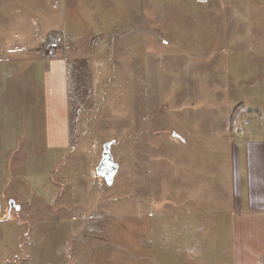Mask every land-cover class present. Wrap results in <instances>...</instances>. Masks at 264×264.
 I'll return each instance as SVG.
<instances>
[{
	"label": "rangeland",
	"instance_id": "obj_1",
	"mask_svg": "<svg viewBox=\"0 0 264 264\" xmlns=\"http://www.w3.org/2000/svg\"><path fill=\"white\" fill-rule=\"evenodd\" d=\"M81 1L0 0V59L20 58L23 51L40 53L45 61L67 59L71 100L68 148L67 126L46 121L50 107L35 117L36 135L46 140L35 143L34 153L35 179L46 174L42 183L18 181L16 172L30 173L31 167L21 162L25 155L12 164L2 146L0 155L8 158L11 172L0 175L3 264H48L53 246L44 244L45 250L35 254L37 225L45 233L52 226L57 232L63 228L80 248L87 245L88 227L105 233L112 214L126 216L147 202L219 211L231 200L230 152L240 140L264 138V63L245 56L254 53V46L229 48L231 62L218 52L224 48L194 47L178 56L174 44L165 47L160 41V36L173 41L165 6L175 0H152L151 10L155 3L164 4L149 14L161 16L166 30L153 32L151 55L133 53L126 16L117 22L94 8L96 0ZM127 5L126 0L123 9ZM257 34L250 33L248 41ZM52 35L65 38L70 50L49 49ZM41 102L42 108L48 106ZM109 140L119 164L111 185L97 174ZM56 145L66 151H54ZM0 170L3 174L5 167ZM33 186L42 194H34ZM35 200L52 211L47 204L31 206ZM46 214L61 218L60 228ZM56 264L66 263L57 258Z\"/></svg>",
	"mask_w": 264,
	"mask_h": 264
},
{
	"label": "crops",
	"instance_id": "obj_2",
	"mask_svg": "<svg viewBox=\"0 0 264 264\" xmlns=\"http://www.w3.org/2000/svg\"><path fill=\"white\" fill-rule=\"evenodd\" d=\"M125 1L96 0L94 8L116 18L117 22L126 16V30L133 36L129 48L133 47V53L139 50L151 55L153 32L166 29L161 16L158 18L157 14L149 13L158 11L164 4L155 3L151 10L148 6L152 7V0H127L128 5L123 9ZM174 2L172 6H165L166 20L174 26L168 29L174 32L170 34L173 41L168 43L162 36L160 41L165 47L174 44L178 56L184 51V54L194 52V47L224 48L218 52L223 53L224 62H231L229 48L254 46V53L247 54L246 51L245 56L249 60L256 57L255 62L264 63V0ZM91 12L85 11L86 14ZM123 23L124 20L120 26ZM107 24H111L110 21ZM256 31L257 38L248 41V35H254ZM22 54L20 58L0 59V151L3 152L2 146L6 145L7 154L4 155L12 160V164L20 155H25L21 162L31 167V171L18 170V181L23 183L26 179L31 183L32 180L39 185L47 178L46 174H38L35 179V143L45 144L46 140L44 135H36L40 129H36L35 117L50 107L46 121L49 118L53 126L63 122L69 141L66 148L71 142L68 132L69 61L54 58L45 61L35 52L23 51ZM43 61L47 65L44 66ZM41 98L48 102L47 107L42 108ZM250 119L252 122V116ZM44 146L45 151L51 150ZM52 148L56 152L66 151V148L59 149V145ZM230 154L231 200L227 207L205 211L188 204L185 210H174L166 206L167 202H147L143 208L138 207L136 212L126 216L112 214L107 231L89 234L87 245L80 248L74 247V239L63 228L57 232L52 226L45 233L42 226L37 225L35 234L39 241L35 239V254L43 252V245L47 244L54 250L48 253L45 260L48 264H56L57 258L66 264H264V138L251 136L240 140ZM4 155H0V166L5 167L3 174L0 170V175L7 176L11 172L10 168L7 170L8 158ZM32 190L36 195L42 194L35 186ZM21 192L20 195L24 194ZM25 197L21 198L25 201ZM35 201L31 206L42 208L47 204L48 211H52L48 203ZM23 204L30 205L31 202ZM46 215L57 219L55 225L60 228L61 218ZM38 216L40 211L36 210L35 218H40ZM3 221L0 219V241L4 240ZM56 238L61 239L57 244ZM5 260L0 255V264Z\"/></svg>",
	"mask_w": 264,
	"mask_h": 264
},
{
	"label": "water",
	"instance_id": "obj_3",
	"mask_svg": "<svg viewBox=\"0 0 264 264\" xmlns=\"http://www.w3.org/2000/svg\"><path fill=\"white\" fill-rule=\"evenodd\" d=\"M113 141L106 142L103 147L102 159L97 167V174L105 180L108 185L113 184L119 170V164L115 162L111 151Z\"/></svg>",
	"mask_w": 264,
	"mask_h": 264
},
{
	"label": "built area",
	"instance_id": "obj_4",
	"mask_svg": "<svg viewBox=\"0 0 264 264\" xmlns=\"http://www.w3.org/2000/svg\"><path fill=\"white\" fill-rule=\"evenodd\" d=\"M48 45H49L48 48L49 49L53 48V50L58 49V48H61V49L66 50V51L70 50V46H68V44H66L65 38H62L59 36L52 38L49 41ZM88 231L90 232V234L101 232V231H96L95 228H90V227H88Z\"/></svg>",
	"mask_w": 264,
	"mask_h": 264
},
{
	"label": "trees",
	"instance_id": "obj_5",
	"mask_svg": "<svg viewBox=\"0 0 264 264\" xmlns=\"http://www.w3.org/2000/svg\"><path fill=\"white\" fill-rule=\"evenodd\" d=\"M52 37H55V36H53V35H52V36H50V38H52ZM50 38H49V39H50Z\"/></svg>",
	"mask_w": 264,
	"mask_h": 264
}]
</instances>
